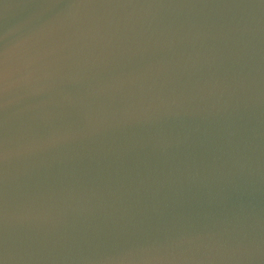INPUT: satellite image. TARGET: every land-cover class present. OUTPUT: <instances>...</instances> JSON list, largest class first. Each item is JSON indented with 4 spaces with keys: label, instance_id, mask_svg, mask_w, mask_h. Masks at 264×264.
Returning a JSON list of instances; mask_svg holds the SVG:
<instances>
[{
    "label": "water",
    "instance_id": "1",
    "mask_svg": "<svg viewBox=\"0 0 264 264\" xmlns=\"http://www.w3.org/2000/svg\"><path fill=\"white\" fill-rule=\"evenodd\" d=\"M0 264H264V0H0Z\"/></svg>",
    "mask_w": 264,
    "mask_h": 264
}]
</instances>
